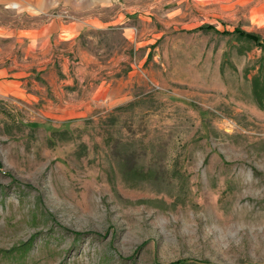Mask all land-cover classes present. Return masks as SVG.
<instances>
[{"label":"rangeland","instance_id":"obj_1","mask_svg":"<svg viewBox=\"0 0 264 264\" xmlns=\"http://www.w3.org/2000/svg\"><path fill=\"white\" fill-rule=\"evenodd\" d=\"M91 17L129 30L92 34L114 59L97 74L131 81L123 99L78 114L28 79L0 90V264H264V49L237 34L264 41V0L54 5L19 21Z\"/></svg>","mask_w":264,"mask_h":264},{"label":"crops","instance_id":"obj_2","mask_svg":"<svg viewBox=\"0 0 264 264\" xmlns=\"http://www.w3.org/2000/svg\"><path fill=\"white\" fill-rule=\"evenodd\" d=\"M115 2L116 0H0V12L5 14V18L12 19L0 18L2 94L10 95L9 91H16L17 88L19 91L22 81L24 83L28 79L33 90L29 95L37 96L39 90L46 100L53 90H58L65 98L67 110L71 109L70 111L78 114L89 113L96 104L123 99L131 81H126L125 77H113L107 72L98 75L97 71L108 70V64L114 59L101 62L92 52L99 43V39L92 35L94 30L96 34H109L120 26L123 36H129V30L122 23L117 25L115 20L91 17L86 21L67 24L55 18L42 25L25 27L19 21L25 15L35 17L37 14H47L54 5L91 10L99 6L111 8ZM94 22L98 25L93 24ZM54 57L62 58V70L58 73L63 75L62 78L54 74ZM39 74L46 85L37 83Z\"/></svg>","mask_w":264,"mask_h":264},{"label":"trees","instance_id":"obj_3","mask_svg":"<svg viewBox=\"0 0 264 264\" xmlns=\"http://www.w3.org/2000/svg\"><path fill=\"white\" fill-rule=\"evenodd\" d=\"M210 28H213V27L207 26L205 28H202V30H206ZM237 34H239L238 37L240 39L253 43L254 45L260 46L262 49H264V41L261 39L260 36L256 34H252V33L241 32V31L240 33H237ZM261 85H262L261 76L254 77L253 92L256 97V102L261 109H264V86H261ZM176 264H184V263L178 262Z\"/></svg>","mask_w":264,"mask_h":264}]
</instances>
